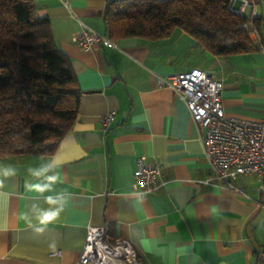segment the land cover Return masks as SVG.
<instances>
[{"label":"crops","instance_id":"crops-1","mask_svg":"<svg viewBox=\"0 0 264 264\" xmlns=\"http://www.w3.org/2000/svg\"><path fill=\"white\" fill-rule=\"evenodd\" d=\"M110 1L33 0L82 95L53 154L0 160V264H79L88 226H107L111 239L130 242L136 264H264L257 259L264 252L257 179L238 177V191L202 185L210 175L204 129L158 83L200 69L222 82L226 117L264 120V0L256 7L262 50L214 56L180 29L157 41L115 40V49L74 44L81 24L105 35ZM110 111L114 120L103 130L100 118ZM139 156L162 165L163 185L148 195L132 187ZM33 205L59 208V217L37 232Z\"/></svg>","mask_w":264,"mask_h":264},{"label":"trees","instance_id":"trees-1","mask_svg":"<svg viewBox=\"0 0 264 264\" xmlns=\"http://www.w3.org/2000/svg\"><path fill=\"white\" fill-rule=\"evenodd\" d=\"M230 2L110 1L105 35L113 41H157L180 29L214 56L252 52L257 46L242 27L248 18L233 13ZM261 21H252L258 32ZM81 95L33 0H0V160L53 154L75 121Z\"/></svg>","mask_w":264,"mask_h":264},{"label":"built area","instance_id":"built-area-1","mask_svg":"<svg viewBox=\"0 0 264 264\" xmlns=\"http://www.w3.org/2000/svg\"><path fill=\"white\" fill-rule=\"evenodd\" d=\"M236 1L240 3L238 8L235 7ZM247 7L252 11L242 27L257 49L262 50L260 34L252 22L258 16L257 0H231L229 9L242 16ZM72 42L85 50L116 48L115 41L83 24ZM158 83L171 88L185 104L191 121L204 129L201 140L210 175L200 183L238 191L234 185L238 177L254 176L259 183L257 203L264 206V120L226 117L221 99L222 82L200 69L160 77ZM114 116L112 111L101 116L103 130L107 129ZM161 168L160 163L152 164L146 157L139 156L132 175L134 192L148 195L158 191L163 185L160 181ZM108 233L107 226L87 227L79 264H136L130 242L111 239ZM54 254L58 255L59 252ZM257 259L264 263V252L259 253Z\"/></svg>","mask_w":264,"mask_h":264},{"label":"clouds","instance_id":"clouds-1","mask_svg":"<svg viewBox=\"0 0 264 264\" xmlns=\"http://www.w3.org/2000/svg\"><path fill=\"white\" fill-rule=\"evenodd\" d=\"M4 175H9V172H5ZM35 187L38 191L43 192L47 186L36 185ZM48 203L53 204L55 202L49 198ZM31 211L33 212L34 218L37 222L34 226L37 232L43 231L48 226V224L54 222L60 214V209L55 207L36 208V206L33 205ZM24 218L28 219L27 213L24 214Z\"/></svg>","mask_w":264,"mask_h":264},{"label":"rangeland","instance_id":"rangeland-1","mask_svg":"<svg viewBox=\"0 0 264 264\" xmlns=\"http://www.w3.org/2000/svg\"><path fill=\"white\" fill-rule=\"evenodd\" d=\"M236 6V5H235Z\"/></svg>","mask_w":264,"mask_h":264}]
</instances>
